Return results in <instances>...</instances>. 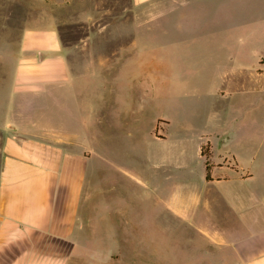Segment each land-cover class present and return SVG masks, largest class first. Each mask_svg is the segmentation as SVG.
Here are the masks:
<instances>
[{"label":"crops","instance_id":"obj_1","mask_svg":"<svg viewBox=\"0 0 264 264\" xmlns=\"http://www.w3.org/2000/svg\"><path fill=\"white\" fill-rule=\"evenodd\" d=\"M155 1L128 0L132 17L127 19L74 20V26L88 27L80 51L63 42L58 22L22 31L11 54L10 81H0V264H69L80 241L91 249L85 239L90 234L96 236L92 247L111 252L114 261L125 258L127 250L140 255L144 227L120 210L118 173L146 191L141 197L152 230L145 232L156 259L158 254L170 264H264V98L215 104L196 132L170 134V121L158 118L149 147H132L123 156L120 142L130 140L132 129L129 122L122 127V108L102 94L96 130H90L82 98L85 75L132 55L145 56L141 36L150 25L183 19L146 17ZM192 1L198 8L216 0ZM261 58L264 52L254 75H264ZM247 81L234 79L228 93L220 92L241 93ZM126 109L132 120L139 118ZM61 110L65 122L58 118ZM94 136L96 147L88 143ZM205 143L210 144L209 171L201 150ZM138 157L143 169L133 165ZM95 159L94 183L88 168ZM106 191L113 195L105 198ZM80 233L85 236L79 241ZM130 239L123 248L120 242Z\"/></svg>","mask_w":264,"mask_h":264},{"label":"rangeland","instance_id":"obj_2","mask_svg":"<svg viewBox=\"0 0 264 264\" xmlns=\"http://www.w3.org/2000/svg\"><path fill=\"white\" fill-rule=\"evenodd\" d=\"M128 3V0H73L69 3L64 0H0V81L5 84L10 81L9 73L14 65L11 54L18 49L22 31L28 27L58 22L63 42L75 45L80 51L85 45L82 38L88 27L74 26L73 21L88 17L131 18ZM194 4L192 0L151 3L143 13L146 17L183 19L178 24L158 21L150 25L141 36L145 56L132 55L120 65L116 63L97 75L86 74L83 78L87 89L82 98L88 103L85 115L89 117L91 131L96 130L98 95L102 94L116 102L119 105L116 108H122V127L129 122L127 126L132 129V135L130 140L120 142L121 155L127 154L132 147L145 151L156 132L158 118L170 121L166 128L170 134L184 130L196 132L207 124L215 104L264 98V75H254L260 67L258 55L264 52V0H216L198 8ZM241 77L248 79L249 87L245 91L231 97L221 94L222 90L228 93L234 79ZM126 108L133 113L137 111L139 118L132 120L134 114L130 116ZM58 113V118L65 122V112ZM58 118L55 116L54 119ZM158 132H162L161 126ZM88 141L96 147L95 136L89 137ZM143 162V158L138 157L133 165L143 169ZM88 170L95 183L97 159L92 161ZM117 179L115 196L120 210L126 211L133 223L141 221L144 227L145 242L140 255L135 256L126 248L125 258L114 261L110 258L111 252L96 251L92 247L96 245V236L91 234L85 237L91 249H85L84 230L78 236L79 241L83 240L76 246L69 264H170L171 261L162 259L161 255L157 254L156 259L149 248L153 239L145 231L152 230V221L146 218L147 207L141 197L146 195L144 187L130 179L127 181L121 173ZM104 187L108 190V178L104 180ZM111 195L113 191H106L104 197ZM120 215L128 221L124 214ZM114 221L119 223L121 217L115 216ZM130 242L131 239L120 244L125 248ZM133 245H137L135 240Z\"/></svg>","mask_w":264,"mask_h":264},{"label":"trees","instance_id":"obj_3","mask_svg":"<svg viewBox=\"0 0 264 264\" xmlns=\"http://www.w3.org/2000/svg\"><path fill=\"white\" fill-rule=\"evenodd\" d=\"M202 154L205 156L206 158V168L207 171H209L210 169V155H211V151H210V144L209 143H205L202 145Z\"/></svg>","mask_w":264,"mask_h":264}]
</instances>
